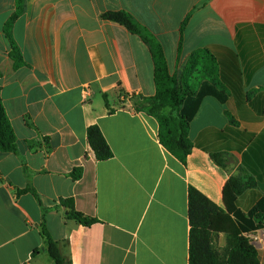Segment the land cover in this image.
Segmentation results:
<instances>
[{
	"label": "crops",
	"instance_id": "1",
	"mask_svg": "<svg viewBox=\"0 0 264 264\" xmlns=\"http://www.w3.org/2000/svg\"><path fill=\"white\" fill-rule=\"evenodd\" d=\"M16 9L0 0V91L17 138L15 151L0 150V264H53L45 231L72 264H189L190 187L225 209L224 187L243 170L256 185L241 209L264 197V0H25L10 39ZM109 13L130 16L142 35ZM154 44L172 74L202 49L221 66L194 90L206 82L225 101L203 98L185 163L161 144L158 120L137 110L157 93ZM92 125L112 158H96ZM67 200L98 222L68 219ZM248 237L264 264V229Z\"/></svg>",
	"mask_w": 264,
	"mask_h": 264
},
{
	"label": "trees",
	"instance_id": "2",
	"mask_svg": "<svg viewBox=\"0 0 264 264\" xmlns=\"http://www.w3.org/2000/svg\"><path fill=\"white\" fill-rule=\"evenodd\" d=\"M16 7V12L5 27L10 39V27L24 12L25 0H16ZM105 17L124 24L138 34L143 33L142 29L126 14L109 13ZM188 20L185 21L182 31ZM153 48L157 93L154 97L139 99L136 103L137 110L145 111L158 120L161 144L185 163L193 147L190 139V124L203 98L213 95L225 101V98L206 82L198 92L191 91V78L198 68H205L209 75L218 79L221 66L208 49H202L189 57L181 74H172L162 47L154 44ZM12 58L17 64L23 63L22 54L13 41ZM222 75L227 78L224 70ZM229 80L233 84L232 77ZM87 137L98 160L105 161L113 157V152L99 126H90ZM16 143L17 138L7 117L0 91V150L15 151ZM212 158L219 166L226 167L223 154H213ZM74 177L80 179L81 171L77 170ZM255 185L256 181L251 177L232 176L223 190L225 209L215 205L197 189L189 188V264H262L260 253L248 235L264 229V197L247 213L241 209L240 202L241 196ZM64 204L69 209L68 219L76 220L86 227L98 222L97 219L78 212L73 200H67ZM222 235L225 236L224 246L219 245V238ZM43 236L46 250L53 264H72L62 254L57 241L53 240L46 231Z\"/></svg>",
	"mask_w": 264,
	"mask_h": 264
},
{
	"label": "rangeland",
	"instance_id": "3",
	"mask_svg": "<svg viewBox=\"0 0 264 264\" xmlns=\"http://www.w3.org/2000/svg\"><path fill=\"white\" fill-rule=\"evenodd\" d=\"M207 75H208V73H207L206 69H205V68H201V69H200V72H198V74H197V75L195 76V78H194V81H193V87H191V91L194 92V90L197 89L198 84H200V82H202L203 77H204V76H207ZM210 77H211L214 81L217 80V79H215V77H213V76H211V75H210ZM239 174H240L242 177L244 176L245 178H248V176L245 175V171H243V170H241V171L239 172ZM222 237H223V236H221V238H219V245L221 244L220 246H224V245H223Z\"/></svg>",
	"mask_w": 264,
	"mask_h": 264
}]
</instances>
